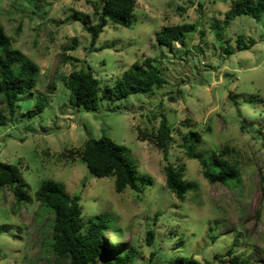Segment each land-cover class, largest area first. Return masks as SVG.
<instances>
[{
  "label": "rangeland",
  "instance_id": "1",
  "mask_svg": "<svg viewBox=\"0 0 264 264\" xmlns=\"http://www.w3.org/2000/svg\"><path fill=\"white\" fill-rule=\"evenodd\" d=\"M91 1L0 0V25L13 47L41 71L36 87L18 101L13 121L0 125V162L19 168L29 195L18 205L10 188L0 191V264H69L56 260L50 246L53 214L36 200L49 179L81 196L86 227L91 216L112 218L121 236L110 231L104 244L131 251L128 264H179L182 259L230 264L236 255L241 264H264V15L258 22L246 15L226 20L233 0H136L131 27L109 21L91 51L84 25L67 20L78 13L95 24ZM183 23L198 25L205 35L196 30L173 48L158 44L162 27ZM240 35L253 38L255 45L224 54L227 45L235 49ZM74 37L78 48L65 51ZM147 58L155 59L167 80L161 88L121 100L104 98L96 112L71 106L63 78L72 72L89 66L104 87H113ZM42 95L48 104L29 116ZM0 112L8 121L1 96ZM160 116L175 127L167 161L161 149L138 138L139 131L158 128ZM190 133L200 136L197 152L211 166L214 155L229 147L224 158L238 163L239 186L241 179L227 186L206 180L199 161L182 148ZM102 136L126 148L141 192L131 187L117 192L115 176L94 177L75 153ZM167 163L184 166V179L192 186L185 201L166 186ZM149 231L154 243L148 241Z\"/></svg>",
  "mask_w": 264,
  "mask_h": 264
},
{
  "label": "trees",
  "instance_id": "2",
  "mask_svg": "<svg viewBox=\"0 0 264 264\" xmlns=\"http://www.w3.org/2000/svg\"><path fill=\"white\" fill-rule=\"evenodd\" d=\"M18 1L37 3L40 0ZM91 3L97 16L95 24H91L88 16H79L78 13L71 15L67 20L78 21L84 25L85 31L91 36L90 50L94 51L96 42L109 21L122 27H131L137 2L136 0H94ZM242 15L249 16L257 22L261 21L264 15V0H233L230 11L226 13V20H233ZM196 30L201 37L205 35V31L199 29L196 24L164 26L157 32V42L162 46L173 48L175 43H181L184 36ZM255 43L253 38L240 35L235 49L227 45L223 48V52L231 56L236 51L250 49ZM78 46L79 39L74 37L72 44L66 46L64 50L74 51ZM68 59L78 61L72 57ZM40 75L38 64L13 47L12 39L0 25V96L7 106L9 119L6 120V113L0 112V125L13 121L17 113L18 101L36 87ZM63 79L70 91L71 106L78 111L87 112L98 111L99 102L104 98L121 100L134 94L153 93L155 89L167 83L153 58H147L142 63H134L128 71L117 78L113 87H104L89 66L87 69L74 71ZM55 85L54 81L50 82L49 89L53 90L56 88ZM234 101L238 105V102ZM47 104L48 96L42 95L36 104V109L30 111L28 115L32 117L41 113ZM238 113L240 114V111ZM186 122L188 124L190 120ZM174 128L166 117L162 116L158 128L149 134L141 130L138 138L161 149L167 161L173 146ZM199 142L200 136L197 133H190L183 142L182 148L188 158L199 161L206 180L211 184L219 183L227 186L231 183L238 184L241 179L239 186L242 183V176L238 163L224 158V155L230 151L229 147H224L214 155L211 166L202 154L197 152L196 145ZM75 153L85 162L94 177L115 176L117 192L122 193L126 187L141 192V187L137 183L136 165L129 160L126 148L111 138L102 136L89 139L84 147ZM184 171V166L179 167L172 163H167L165 166L166 186L180 201H185L187 194L192 190L191 184L184 179ZM146 181L151 183L152 180L146 177ZM3 188H10L13 191L18 205L29 201L28 184L16 165L0 162V191ZM36 200L41 207L51 209L53 214V236L50 246L57 261H69V264H99L102 260H107L106 264H128L133 261L134 255L131 251L109 249L105 246L104 236L110 231L121 236L120 231L113 228L112 218L107 213L91 216L86 227L82 219L79 194L70 195L61 183L49 179L45 180L36 192ZM154 239V232L149 231V243H154ZM232 252L233 250H230L229 254ZM240 261L241 257L236 255L230 264H241ZM248 263L243 262V264ZM179 264L201 263L194 259H182Z\"/></svg>",
  "mask_w": 264,
  "mask_h": 264
}]
</instances>
